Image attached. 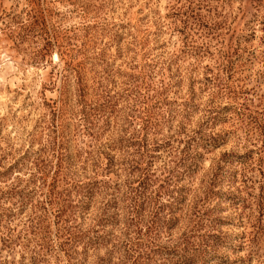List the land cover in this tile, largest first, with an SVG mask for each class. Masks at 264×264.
<instances>
[{
	"label": "rangeland",
	"instance_id": "374dc122",
	"mask_svg": "<svg viewBox=\"0 0 264 264\" xmlns=\"http://www.w3.org/2000/svg\"><path fill=\"white\" fill-rule=\"evenodd\" d=\"M0 264H264V0H0Z\"/></svg>",
	"mask_w": 264,
	"mask_h": 264
}]
</instances>
